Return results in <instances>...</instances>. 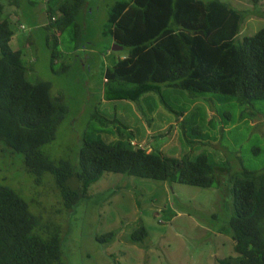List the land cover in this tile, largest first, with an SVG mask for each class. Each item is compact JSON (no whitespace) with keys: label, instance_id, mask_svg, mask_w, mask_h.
<instances>
[{"label":"rangeland","instance_id":"obj_1","mask_svg":"<svg viewBox=\"0 0 264 264\" xmlns=\"http://www.w3.org/2000/svg\"><path fill=\"white\" fill-rule=\"evenodd\" d=\"M1 1L0 18L12 21V48L23 52L29 80L50 83L53 96L63 98L69 109L56 138L42 149L52 160L78 166L84 139L112 143L125 134L147 144L149 152L194 160L204 153L216 169L217 181L208 188L105 173L91 184L89 196L69 210L52 174L28 172L23 154L0 143V182L17 191L44 226L60 235L63 262L219 264V259L237 255L229 225L235 209L231 178L244 169L264 172V101L253 107L236 100L222 103L210 94L197 96L165 85L163 98L148 92L138 103L107 101L106 71L129 55L128 48L112 49L110 17L127 0H87L77 18L83 37L74 38L70 27L57 47L55 64L47 45V11L50 7L60 18V0ZM223 2L249 12L242 35L264 27V0L257 5L252 0ZM142 225L149 235L134 241V231ZM111 231L113 240L99 242L97 236Z\"/></svg>","mask_w":264,"mask_h":264},{"label":"trees","instance_id":"obj_2","mask_svg":"<svg viewBox=\"0 0 264 264\" xmlns=\"http://www.w3.org/2000/svg\"><path fill=\"white\" fill-rule=\"evenodd\" d=\"M261 1L252 0L254 5ZM86 4L87 0H60V18L48 8L46 28L51 34L47 45L53 64L70 27L74 38L83 37L77 18ZM3 11L0 0V16ZM248 16V11L234 9L223 0L119 2L111 13L109 33L116 44L129 49V55L107 69L105 100L138 103L148 92L163 98L165 85L197 96L210 94L222 103L236 100L252 106L264 101V27L242 35ZM15 35L12 21L0 18V143L23 154L28 172L39 177L52 174L67 209L87 198L91 184L105 173L201 188L215 184L216 169L208 155L200 154L194 160L154 149L149 152L133 145L134 138L125 134L112 143L84 139L78 166L65 160L56 163L42 149L56 138L69 109L63 98L53 96L50 83L29 80L23 52L10 44ZM130 132L133 136L134 131ZM231 179L235 209L229 225L237 255L218 262L264 264V172L244 169ZM74 181L77 188L72 186ZM43 223L17 191L0 182V264H65L60 235ZM148 235L142 225L132 239L143 240ZM114 236L111 231L97 239L110 242Z\"/></svg>","mask_w":264,"mask_h":264},{"label":"built area","instance_id":"obj_3","mask_svg":"<svg viewBox=\"0 0 264 264\" xmlns=\"http://www.w3.org/2000/svg\"><path fill=\"white\" fill-rule=\"evenodd\" d=\"M132 144L133 145H138L139 147H141V148H147V144H145V143H143V142H137V141H132Z\"/></svg>","mask_w":264,"mask_h":264},{"label":"water","instance_id":"obj_4","mask_svg":"<svg viewBox=\"0 0 264 264\" xmlns=\"http://www.w3.org/2000/svg\"><path fill=\"white\" fill-rule=\"evenodd\" d=\"M122 48H124L122 45H118V44L114 43L112 49H113V50H120V49H122Z\"/></svg>","mask_w":264,"mask_h":264},{"label":"crops","instance_id":"obj_5","mask_svg":"<svg viewBox=\"0 0 264 264\" xmlns=\"http://www.w3.org/2000/svg\"><path fill=\"white\" fill-rule=\"evenodd\" d=\"M12 40H13V39H12ZM12 40H11V43H10V44H11V46H12ZM113 41H114V40H113ZM16 50H17V49H16ZM119 58H120V57H119ZM180 118H183V117H180ZM149 128H151V127H149ZM149 133H150V134H152V133H153L151 129L149 130Z\"/></svg>","mask_w":264,"mask_h":264}]
</instances>
